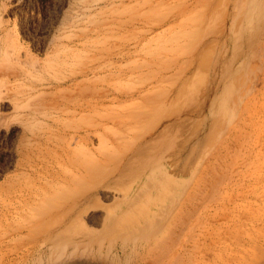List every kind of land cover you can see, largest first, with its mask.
<instances>
[{"label": "rangeland", "instance_id": "rangeland-1", "mask_svg": "<svg viewBox=\"0 0 264 264\" xmlns=\"http://www.w3.org/2000/svg\"><path fill=\"white\" fill-rule=\"evenodd\" d=\"M176 223L171 264H264V0H0V264H157Z\"/></svg>", "mask_w": 264, "mask_h": 264}, {"label": "bare ground", "instance_id": "bare-ground-1", "mask_svg": "<svg viewBox=\"0 0 264 264\" xmlns=\"http://www.w3.org/2000/svg\"><path fill=\"white\" fill-rule=\"evenodd\" d=\"M144 108V107H143ZM146 108V107H145ZM147 109V108H146ZM144 111V110H143ZM75 179V177H73ZM72 178V179H73ZM77 179H75L76 181ZM71 181V180H70ZM73 180V182H75ZM78 181V180H77ZM76 184V182L74 183ZM29 195V194H28ZM38 195V194H37ZM33 197V196H32ZM37 197V196H36ZM35 198V197H33ZM61 198V197H59ZM63 198V197H62ZM29 199H31V195L29 196ZM38 199V200H37ZM37 201H39V195L37 197ZM41 199V198H40ZM34 200V199H33ZM71 202V201H70ZM72 208L71 210L67 211L66 213L63 212V214H60L61 217L65 216V215H69L72 216L74 215L76 218L80 217L79 215V211H78V205H79V197H77L72 203ZM111 211V210H110ZM115 211V209H114ZM113 211V212H114ZM116 214V212H115ZM114 214V215H115ZM107 215V214H106ZM112 216V215H110ZM116 216V215H115ZM152 216L149 217V215H147L144 218V224L145 225H150V222L152 221ZM190 214H188L187 218H190ZM73 219V218H72ZM71 219V220H72ZM66 222V220H63ZM111 221V218H108V222ZM67 223V222H66ZM68 225V224H67ZM71 225V224H70ZM68 225V227L70 226ZM172 225V223H171ZM161 236H166L169 240V243H166L168 245L165 246V248L162 249H157L156 247L152 246V245H142V247L144 249H146V251H151L153 253L154 256H156L158 258V263L159 262H164V261H171L173 258L176 260V258H179L180 256L182 257L183 255L185 256L187 259V262L189 260L188 255L191 254L192 252V229L190 228H186L185 230H183L181 227L178 226V223L174 224V227L169 226L168 228L164 229L162 232L159 233ZM155 236V235H154ZM156 238V237H155ZM186 238H189V242H186L185 240H187ZM149 239V238H148ZM152 239V238H151ZM153 240V239H152ZM167 240V239H166ZM151 241V240H149ZM185 259V258H183ZM178 260V259H177ZM180 260V259H179ZM182 260V258H181ZM181 260L179 262H181ZM191 260V259H190ZM193 261V260H192ZM156 262V261H155ZM186 262V263H187ZM157 263V264H158ZM170 263V262H169ZM183 263V262H182ZM160 264V263H159ZM168 264V263H167ZM171 264V263H170Z\"/></svg>", "mask_w": 264, "mask_h": 264}]
</instances>
